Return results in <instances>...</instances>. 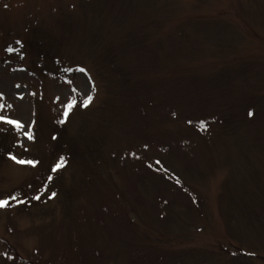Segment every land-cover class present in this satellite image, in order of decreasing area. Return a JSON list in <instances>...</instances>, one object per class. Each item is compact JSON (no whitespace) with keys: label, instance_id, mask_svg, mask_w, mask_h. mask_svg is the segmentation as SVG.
Here are the masks:
<instances>
[{"label":"rangeland","instance_id":"374dc122","mask_svg":"<svg viewBox=\"0 0 264 264\" xmlns=\"http://www.w3.org/2000/svg\"><path fill=\"white\" fill-rule=\"evenodd\" d=\"M0 94V264H264V0H0Z\"/></svg>","mask_w":264,"mask_h":264},{"label":"snow or ice","instance_id":"6c2138e0","mask_svg":"<svg viewBox=\"0 0 264 264\" xmlns=\"http://www.w3.org/2000/svg\"><path fill=\"white\" fill-rule=\"evenodd\" d=\"M9 51H13V49H9ZM0 95H2V94H0ZM91 101H92V97L91 96H88V98L84 101V105L83 106L86 107L89 103H91ZM74 105H75V101L73 100L71 103H69L68 105L65 106V111H64L65 118H67L69 111L72 109V107ZM0 107H3V105H0ZM249 115H251V113H249ZM4 119H5V117L0 116V120H4ZM7 122L10 123V124H14L17 127H20V123L18 121L8 120ZM60 123H64V121L62 120V121H60ZM201 126L202 127H206V125L203 122H201ZM26 135L28 136L29 139H32V136H31L30 132L29 133H26ZM12 159L13 160H16V157H12ZM17 162L18 163H21V164H25L26 163V164H31V165H35L37 163V162L31 161V160H27V161H25V160H19ZM62 162H63V158L61 157V162H58L54 166L53 171H56L57 169H59L60 167H62L63 166V163ZM49 179H51V177H49ZM54 195H55V193H53V196ZM34 198L35 199H39L40 197L39 196H36ZM11 199L16 200L17 198L16 197H12ZM17 202L18 203H22L23 201L17 200ZM8 205H9V201L7 199L0 200V208L6 207Z\"/></svg>","mask_w":264,"mask_h":264}]
</instances>
